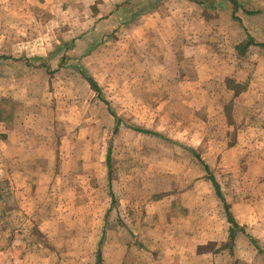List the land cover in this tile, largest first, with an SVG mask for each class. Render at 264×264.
<instances>
[{"label":"crops","instance_id":"crops-1","mask_svg":"<svg viewBox=\"0 0 264 264\" xmlns=\"http://www.w3.org/2000/svg\"><path fill=\"white\" fill-rule=\"evenodd\" d=\"M76 1L87 2L85 15L63 10V0H0V183L8 180L11 194L25 199L43 196L34 210L32 202L16 208L0 203V212L30 215L22 224L9 216L8 226L22 234L9 238L13 252L0 247V264H264V213L255 219L257 205L264 211V204L233 202L204 144L208 111H224L221 103L216 110L206 100L217 94L234 102L247 97L240 103L250 114V98L263 97L264 0H236L235 14L227 0ZM222 13L240 34L231 36L229 49L200 28L201 16ZM64 21L75 23L68 41L58 37ZM97 30L118 38L123 32L120 42L129 45L119 65L107 36L81 55L77 41ZM186 57L195 64L193 78L178 69ZM160 68L168 74L161 76ZM243 70L249 76L241 81ZM218 79L225 91L211 87ZM161 81L169 89L161 92ZM193 86L201 90L203 117L192 102ZM225 107L231 125L222 128L239 132L228 146L238 163L243 147L255 141L240 132L259 128L234 125ZM106 129L113 131L110 142L85 136ZM119 134L136 135L119 147L118 153H127L125 166L114 145ZM131 144L141 147L140 155ZM172 144L181 152L174 148L166 156L165 145ZM136 156L137 167L131 164Z\"/></svg>","mask_w":264,"mask_h":264},{"label":"rangeland","instance_id":"rangeland-1","mask_svg":"<svg viewBox=\"0 0 264 264\" xmlns=\"http://www.w3.org/2000/svg\"><path fill=\"white\" fill-rule=\"evenodd\" d=\"M64 2L61 4L63 10H68V12H72V13H76V12H80L81 14L85 15L86 10L88 9L87 6V2L85 4H83L82 2L76 1V0H63ZM73 7H77L74 8ZM48 10V9H46ZM85 11V12H84ZM200 11V9H199ZM67 14V13H66ZM203 14V13H202ZM226 13H222L220 15V17L218 18H212V19H205L203 18V16H201V21H203V19L205 20V24L203 27L200 28H204L206 32H210L213 34V38L215 39V43L219 44V46L221 48H225L229 49L231 47V45L233 44L234 39L231 38V36L234 37L235 33L237 35L236 38H238L240 36V34H238V30L234 29V25L231 24L230 20L228 18L225 17ZM74 18V17H73ZM65 23L63 24V33H58V37L60 38H64L65 41L70 40L71 38H74V36L72 35L73 33H71V31L69 32V30L71 29L70 27L72 25H75V23H71V26L69 24V22L64 21ZM118 24L115 23V25L113 27H116ZM72 30V29H71ZM93 34V38L90 36V34H88L86 36V38H82L81 40H78L77 42L80 44V49H81V55L84 54V52H86V49L88 47V45L90 44H95L96 42H102L106 36L110 37L108 38L112 43V48L113 50H115L117 53L113 54L115 61V64L117 63L118 65L120 64L121 61H123V57L125 56V52L121 53L122 51H124L126 48H128L127 42L123 44H121L120 39H124V36H122L123 32L118 33L119 38L117 37H112L110 35H102V33L100 32V30L95 31L92 33ZM125 35V34H124ZM208 35L210 37L209 34H204ZM107 39V40H108ZM226 40V44H224ZM192 42V41H191ZM190 42V43H191ZM77 43V44H78ZM190 45V44H189ZM169 50H173L172 47L168 46ZM83 51V53H82ZM171 51H167L168 55H171ZM173 52V51H172ZM218 57H222L220 55V53H217ZM179 57V55H178ZM181 58V57H179ZM184 56L182 57L181 60H183ZM190 59V58H189ZM187 57L185 58L184 64L185 67L184 69H182V67H179L178 69L181 70V73H183L184 70H186L187 76H191L193 78V76L195 75L193 72L194 69V62L190 59L189 60ZM169 60H171V62H173L172 58H169ZM249 66H251V64L249 63ZM252 67V66H251ZM52 68H56V65H53ZM50 68L49 72H52L53 69ZM117 70L121 69L119 66H116ZM212 72H216L220 77H223V72L216 67H211L210 68ZM159 73L161 76L168 74V72L165 70V68H160L159 69ZM242 75H240V80H244L247 76H249V72L243 70ZM219 80V79H218ZM220 81V82H219ZM216 83L211 84V87L214 89V91H218V90H222L226 88V84L224 83L223 80H219ZM224 83V84H223ZM45 84V83H44ZM166 81L165 83L163 81H161V86H160V90L165 91L166 89H169L168 87H166ZM46 85V84H45ZM168 85V83H167ZM262 90L264 91V86L262 87ZM192 92L195 94V99H192L193 104H196L198 107H200V109H197V116H200V113L202 114L201 116L203 117V110H201V108H204L205 106L201 107L199 102H204L203 100L199 99V95L201 93V90L197 87L192 88ZM218 93V92H217ZM227 93L228 96H231V93L228 92L227 89ZM243 100H247V97H244L243 99H238L236 102L232 101V99H227V97H221L218 98V94L216 96H213L211 99L209 98L208 100H206L208 102L207 106H211V108H215L216 110H219L220 108L217 107L219 106V103H221L222 107H224V111L223 113H219L216 111H212V113L209 114V118H208V123H209V127L208 130L206 132L205 135V140H204V144H206L205 148L208 151V155L212 156V171L214 172V174H216L217 179L219 180L220 184L222 185V187L224 188V192L227 193L228 197L230 199L233 200V202L235 203H253V204H264V189H263V183H264V93H263V97L259 99H251L250 98V103L251 104V109L253 110L250 114L248 112L243 111V107L241 105L240 102H242L243 104ZM164 100H160V102H162ZM175 101V100H173ZM225 106H228V109L233 112L234 114V125L235 123L238 126H241L239 128H243V127H247L248 125L251 126H256L259 128V130L257 131H241L239 135L242 136V134H248V136L255 138V141H252V143L248 146L245 145L243 147V152H245L244 154L241 153L242 158H244L243 161L241 162H234L233 160V154L230 153V148L228 146H230V142L232 143L234 140H236L237 138V134L239 133L237 130H227L226 128H222V125L225 127H230L229 125H231V119L228 120V116H226L227 113V108ZM245 106V105H243ZM230 107V108H229ZM221 110V109H220ZM194 122V121H193ZM178 132V131H177ZM196 137H198L199 133L198 132H193ZM250 133V134H249ZM85 136H87V138H96L98 140H101L103 138H106V142H110L113 138V131H107L106 130H101L100 132L97 131H91V130H87V132H85ZM252 134V135H251ZM131 135V134H130ZM134 134H132L131 136H125V135H118L115 138V147H116V151L117 154H121L118 155L119 158V163L120 162V157H121V161H122V165L121 166H125V162H128V159L126 157L127 153L125 152H119V147L121 146V143L126 141V140H134L135 139ZM138 139L140 141H142L143 139L141 137H138ZM226 142L229 143V145H225ZM139 144V146H141L142 143H137ZM136 144H131L130 146V150L132 152H134V155L136 153H138L140 155L141 152V147H136ZM166 148V156L168 154L173 155V151L171 149L177 148L178 152H181L180 148H178V146L172 144L171 146H167L165 145ZM203 149V148H202ZM153 152H155V157H153L150 162L154 163L155 159H157V152H159V149L155 146L153 147ZM217 151V152H215ZM145 154L148 155L149 152L145 151ZM217 154H218V158H217ZM164 154H161V156ZM244 156V157H243ZM181 157V156H180ZM225 157V158H224ZM177 158V157H176ZM178 159V158H177ZM140 158L139 157H133L131 164L136 165V167L138 165H140L139 163ZM216 160V161H215ZM260 160V161H259ZM148 174V173H147ZM0 187H2V191H4L3 195H1L0 193V203H3L6 201V203L8 204L9 208H16L20 205L21 203H27V202H32L31 205H29V207H31L30 210H34V205L36 202L40 203L41 200L43 199V196H39L38 199L37 198H33L31 196H29L28 199L23 198V196H18L15 193L11 194V190H12V185L9 183L8 180L4 179L1 181L0 183ZM18 204V205H17ZM47 203H45L46 206ZM261 208L256 207V214L257 216L255 217V219H258L260 217V215H262L264 213L263 211V207L260 206ZM31 213V211H28ZM24 212H19V211H11V212H0V235H3V239L1 238V243H0V247L2 245H6V247L4 248L6 250V252H13L14 249H9L7 247V242L9 240V238L11 236L16 237L18 239L21 238V234L22 231H14L12 230V227L8 226V222L7 220L9 219V216L11 215L13 218L18 219L19 221H21V224L24 222L28 221V217L30 216L29 214L26 213L27 217H25ZM34 214H37V212H35ZM39 215V216H38ZM36 216V215H35ZM34 216V217H35ZM47 216V211H44L43 213V217ZM38 219L39 217L41 219H43L42 214L39 213L36 216ZM36 219H31V222H34ZM29 222V221H28ZM19 227H16V229H18ZM21 241H23L21 239ZM25 242H22L21 244L24 245ZM221 243V242H220ZM219 243V244H220ZM17 244V243H16ZM218 244V245H219ZM217 245V243H216ZM222 245V243L220 244V246ZM15 246V244H14ZM33 246V245H32ZM21 247V246H20ZM208 248H215L213 246V244H208ZM1 249V248H0ZM17 252V250H16ZM15 256V257H14ZM16 254L13 253L12 254V258H16ZM35 257V255H33V258ZM5 257H3L2 261L4 260ZM35 259H31V257L29 256V262H34ZM20 262H16V264H20ZM6 264V263H5Z\"/></svg>","mask_w":264,"mask_h":264},{"label":"trees","instance_id":"trees-1","mask_svg":"<svg viewBox=\"0 0 264 264\" xmlns=\"http://www.w3.org/2000/svg\"><path fill=\"white\" fill-rule=\"evenodd\" d=\"M228 2H230L228 5L231 6L232 8V12L233 14H235V11L237 9V1L236 0H227ZM212 3H209V5ZM234 5V6H233ZM248 43L243 42L242 44H240V48L242 51H245L247 49ZM89 81H91V84L93 85V87L100 92V89L97 85V83L90 77H88ZM214 183H215V187L216 189L220 192V184L215 180V178H212ZM227 215H228V219L231 223H233L235 226H237L238 224L235 222L233 215L231 214V212L229 211V209L227 208Z\"/></svg>","mask_w":264,"mask_h":264}]
</instances>
